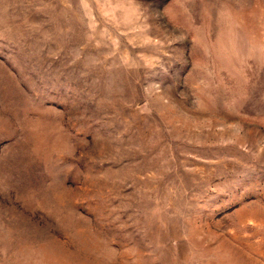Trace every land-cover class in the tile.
<instances>
[{"label":"rangeland","instance_id":"obj_1","mask_svg":"<svg viewBox=\"0 0 264 264\" xmlns=\"http://www.w3.org/2000/svg\"><path fill=\"white\" fill-rule=\"evenodd\" d=\"M0 264H264V0H0Z\"/></svg>","mask_w":264,"mask_h":264}]
</instances>
